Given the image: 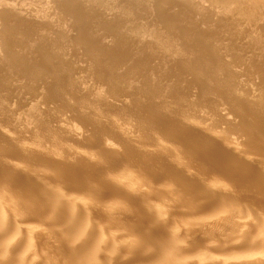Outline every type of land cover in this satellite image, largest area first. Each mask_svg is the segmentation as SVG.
<instances>
[{"label": "bare ground", "instance_id": "6f19581e", "mask_svg": "<svg viewBox=\"0 0 264 264\" xmlns=\"http://www.w3.org/2000/svg\"><path fill=\"white\" fill-rule=\"evenodd\" d=\"M0 264H264V0H0Z\"/></svg>", "mask_w": 264, "mask_h": 264}]
</instances>
